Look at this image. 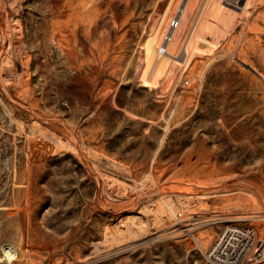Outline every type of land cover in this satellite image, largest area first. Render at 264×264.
Returning a JSON list of instances; mask_svg holds the SVG:
<instances>
[{"label": "rangeland", "instance_id": "374dc122", "mask_svg": "<svg viewBox=\"0 0 264 264\" xmlns=\"http://www.w3.org/2000/svg\"><path fill=\"white\" fill-rule=\"evenodd\" d=\"M155 1L105 0L78 72L73 0H0V264H185L227 224L264 238V0H221L228 32L210 17L149 88Z\"/></svg>", "mask_w": 264, "mask_h": 264}, {"label": "bare ground", "instance_id": "6f19581e", "mask_svg": "<svg viewBox=\"0 0 264 264\" xmlns=\"http://www.w3.org/2000/svg\"><path fill=\"white\" fill-rule=\"evenodd\" d=\"M129 1H131V0H129ZM163 1H165V0H157V2L155 1L156 6H157L156 10H157V8L160 9V7H161L160 5H163ZM73 2H74L73 5H70L68 7L67 11H65V12L63 11V13H61L63 15L62 17H65L61 21L64 24V32H65L64 35L66 36L65 38L67 39V42L69 43L68 44L69 47L64 49V48H61L62 46H60V48H61L60 50L64 54L68 55V57L71 58L72 64H70V62H69V64L73 65L72 68H75L78 72H81V70H83V67L85 66V60L79 58V57L82 58V56H79V50L78 49L81 48L82 51L83 50L85 51V53L88 50L89 53H87V54H89L93 60L96 59V54L99 55L100 52H102L104 50L105 44L102 45L99 41L93 42L92 47L89 49H87L86 46L89 45V41H90V37H91L90 31L95 26H96V29L99 28L98 27V26H100L99 21L104 20V17L106 18L109 16L108 12L111 10V7L106 6L105 8L103 7L104 9H102V6H103L105 0H73ZM105 4H106V2H105ZM138 5H139V3H138ZM225 5L221 2V0H186L185 2H184V0H170L168 2V8H169L168 12L165 15H163L161 18H159V20H157L156 22L153 23L150 35L147 37L144 44H142L143 46H141L142 47L141 50H143V55H144V59L142 58L144 61V66L140 70L141 72L139 74L140 75V82L142 83V85L145 87L152 88L156 85L157 80H159V78L164 76L167 72H170V70L172 68H174L176 66H182V65L185 66V64L188 62V60H190V58L192 57L194 51L199 49V39L200 38H198V36H197L198 34L195 33L196 28L197 27H203L205 21H207L210 17H212L216 20V25H217V27L220 28L222 33H227L228 32V24H229L228 20H229L230 14L223 10ZM49 6H50V9H53L52 10L53 13L55 10H57V11L59 10L57 5H49ZM49 6H47V7H49ZM58 6H59V4H58ZM66 6H68V5H65L64 8ZM228 6H229V4H228ZM47 7H46V9H48ZM112 7L114 8V6H112ZM41 8H43V7H41ZM48 12H49V9H48ZM50 12H49V14H50ZM56 18L54 17V19H56ZM173 18H175L176 20L174 21ZM111 20L113 21L114 18ZM61 21L57 20L55 22L56 23L55 26L61 24ZM98 22H99V24L97 25ZM107 24H109V23H107ZM112 24L114 25L113 22H112ZM115 27L111 26V29L109 28L110 30H108V32L105 29L104 31H106V32H103V34L105 33V36H106V34L107 35L109 34L111 36L113 34L114 30L116 29ZM106 28H108V27H106ZM41 32H42V30H41ZM52 32H53V36H52L53 40L58 43V39H57L58 31L55 28L54 31H52ZM100 34H102V32H100L98 35H100ZM113 36H115V35H113ZM111 37H110V39H111ZM162 47H163V50H161ZM109 48H110V46H109ZM180 52H183L182 54H184V56H185V59H183V61L182 60L180 61L177 59ZM86 57H88V55ZM99 58H100V56H99ZM66 59H67V57H66ZM68 60L70 61L69 58H68ZM97 60H98V58H97ZM118 61H119V59H118ZM111 62H112V60H111ZM75 69H74V71H75ZM87 69H88V67H87ZM89 70H90V68H89ZM91 70H90V72H91ZM9 71H10V68H9ZM84 71H86V70H84ZM75 73H77V72H75ZM77 74H79V73H77ZM93 74H94V72H93ZM149 75H151V77L153 76V80H151V78L150 79L148 78ZM90 76L92 77V74ZM184 82H185V84L188 83L187 80H185ZM172 204H174V202Z\"/></svg>", "mask_w": 264, "mask_h": 264}, {"label": "built area", "instance_id": "2783aa9c", "mask_svg": "<svg viewBox=\"0 0 264 264\" xmlns=\"http://www.w3.org/2000/svg\"><path fill=\"white\" fill-rule=\"evenodd\" d=\"M201 255V262L185 264H258L264 260V238L252 227L227 224Z\"/></svg>", "mask_w": 264, "mask_h": 264}]
</instances>
